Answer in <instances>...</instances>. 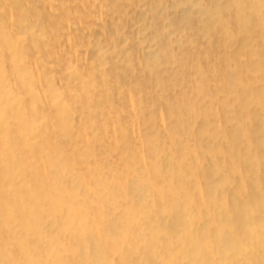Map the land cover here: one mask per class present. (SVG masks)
I'll return each mask as SVG.
<instances>
[{"label":"bare ground","instance_id":"obj_1","mask_svg":"<svg viewBox=\"0 0 264 264\" xmlns=\"http://www.w3.org/2000/svg\"><path fill=\"white\" fill-rule=\"evenodd\" d=\"M102 1L122 19V0ZM150 1L155 42L168 35L155 51L135 63L115 26L80 68L69 37L63 57L55 46L65 0H43L44 16L24 0L29 20L0 0L16 14L0 16V264H264V0H169L173 21ZM188 29L205 54L220 35L207 66Z\"/></svg>","mask_w":264,"mask_h":264},{"label":"rangeland","instance_id":"obj_2","mask_svg":"<svg viewBox=\"0 0 264 264\" xmlns=\"http://www.w3.org/2000/svg\"><path fill=\"white\" fill-rule=\"evenodd\" d=\"M22 1L25 5L24 7L26 10L27 9L26 4L24 0ZM65 1H66V7L71 11V14L67 18L63 19V22L59 25L60 26L59 33H58L59 39H57L55 46L58 49V53L63 57V49L65 48H61V46L64 42L68 41V37H69V41L73 42V55L74 56L72 57L75 58L80 68H83L88 63L89 57L90 56L92 57L94 55L95 51L97 50L95 46H103L104 49L109 51L110 49L107 47L109 46L111 47L112 45H108V42L111 43L112 39L113 41H116L115 43L113 42V46L115 47L118 45V42L120 41L121 38L129 39L131 42L130 45L134 46L133 61L137 63L142 53L148 52V50L155 51L157 48V43L164 42V38L168 36L167 34H166L167 36L162 35V32H160L159 35L162 38H160L158 41L155 42V38L152 36L153 35L152 29H151L152 26H149V24H151L153 20L150 15L151 13L148 11V8L150 7V3H151L150 0H138L136 3H133L132 2L133 0H122L123 5L121 7L120 13H118L119 15L122 14V19L120 20V18L116 16L115 18V22L117 23L116 25H115V22L111 20V18L108 15L101 13V8L104 4L102 0H96V1L92 0V3L94 5H92L91 8L88 9L89 15H88V12L86 11V14L83 15L82 18H80L77 14L73 13L75 10L76 11L80 10V8L77 6L79 4L78 0H65ZM157 1L160 2L159 3L160 8H159V11L155 13V15H158V14H160L161 16L164 15L167 17V20L173 21V19L176 18L177 12L169 8L168 6L169 0H157ZM207 2L208 0H202V4H205ZM33 5L36 9H38V11H40V14H42L43 16L47 12H55V9L54 8L50 9L49 5L44 4L43 0H34ZM143 12H146V13L143 14L141 18L139 14ZM11 13L12 12H10L7 9H5L3 12H0L1 14L0 16L1 18H3L1 20L4 23H8V21H10L12 23V26H15L16 14L14 16V14H11ZM25 13H26L25 15L27 17V20L32 18L33 14L36 16V12L35 10H33V8L26 10ZM40 14L38 15V17L42 18ZM224 15L226 16L227 14H224ZM123 19H125V22L123 21ZM228 19H230L231 21L230 24L234 25V21L230 17H228ZM154 20L155 22H157L158 19L156 20V18H154ZM122 22L124 23V25L121 26L120 24H122ZM191 23L193 27L198 26L195 18L192 19ZM115 26L119 28V32H118L119 36L115 35L111 39L108 33ZM170 27H171L170 30H167V32H171L172 28L176 26L173 24ZM105 32H107V35H104ZM193 37L196 38L195 42L197 45V51L201 55V62L202 64L207 66V61L209 62L212 61L213 54L220 53V51L222 50L221 46H219L220 35L218 34L217 31H213L210 33L209 35L210 42L211 43L214 42L217 46L214 47L215 48L214 51H212V53H209V54L204 53L205 51L204 48L207 45V41H206L207 39L203 38L200 34L193 33L190 29L183 32L182 36H180V38L183 39L182 44L184 45V48L190 49V41H192L191 39ZM138 38L142 39L140 40L141 43L139 42ZM170 38L175 39L176 36H172ZM138 43H140V46L138 45ZM171 47L173 48L172 50L174 52L179 53L181 51V49H179V45L176 43H174ZM34 49L33 50L31 49V51L28 54L29 55L32 54L33 56H36L39 52L36 49L35 50ZM56 57L57 56H54L53 58L48 59L49 63H55ZM190 61L191 59L189 58V60H187V68L190 67L191 65ZM163 64L165 65L164 67H166L168 72H170V68L167 66L168 62L163 61ZM47 67L52 70L53 66L49 65ZM187 68H186L187 71L184 74V77H186L185 79L188 78L189 72H190V70ZM210 68L211 70H213L212 67ZM51 70H50V73L54 71V70L52 71ZM54 75H55V71L53 72V76ZM60 78L61 77L57 73L54 81L57 79L59 80ZM208 80H209V83L215 81L214 79H208ZM112 97L114 98L113 99L114 101L117 100L116 90L113 92ZM154 100H157V102L153 104V107L159 109L158 107L161 104V100L159 98H155ZM121 117L126 118V115L121 114ZM232 125L233 123H228L226 127L229 128ZM131 128L135 129V131H133L134 133L133 135L136 136L137 135L136 123L132 124ZM131 128H130V132L132 131ZM107 130L109 132V135L112 137L114 134V129L112 128V126H109ZM203 160L201 163L202 170L207 169L211 166V160L205 159L204 160L205 162H203ZM199 169L201 170V168ZM199 169H198V173H201L202 171H200Z\"/></svg>","mask_w":264,"mask_h":264}]
</instances>
